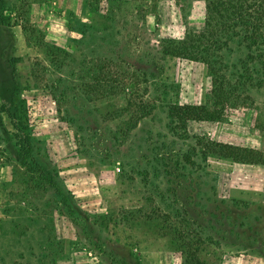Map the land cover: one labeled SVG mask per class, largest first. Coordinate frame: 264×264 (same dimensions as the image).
Instances as JSON below:
<instances>
[{
    "label": "rangeland",
    "instance_id": "rangeland-1",
    "mask_svg": "<svg viewBox=\"0 0 264 264\" xmlns=\"http://www.w3.org/2000/svg\"><path fill=\"white\" fill-rule=\"evenodd\" d=\"M204 17L0 0V264H264V162L217 151L264 159V56L239 38L213 67L167 56Z\"/></svg>",
    "mask_w": 264,
    "mask_h": 264
},
{
    "label": "trees",
    "instance_id": "trees-1",
    "mask_svg": "<svg viewBox=\"0 0 264 264\" xmlns=\"http://www.w3.org/2000/svg\"><path fill=\"white\" fill-rule=\"evenodd\" d=\"M194 0H179L185 4ZM205 2L204 28L199 33L189 32L180 41L172 40L165 54L172 58L195 60L212 65L214 59L233 39H241L251 52L264 56V0H201ZM255 8V9H254ZM254 10V11H252ZM3 23L6 21L2 20ZM24 32L27 33L23 25ZM213 67V65L211 66ZM180 120L205 118L202 107L186 106L180 109ZM218 153L237 162H264L255 149L231 145H217ZM194 264V261H191Z\"/></svg>",
    "mask_w": 264,
    "mask_h": 264
},
{
    "label": "crops",
    "instance_id": "crops-1",
    "mask_svg": "<svg viewBox=\"0 0 264 264\" xmlns=\"http://www.w3.org/2000/svg\"><path fill=\"white\" fill-rule=\"evenodd\" d=\"M10 27V26H9ZM1 30V29H0ZM11 44V43H10Z\"/></svg>",
    "mask_w": 264,
    "mask_h": 264
}]
</instances>
